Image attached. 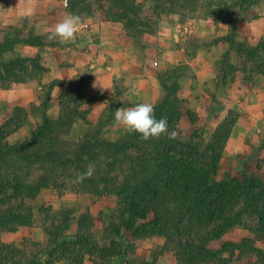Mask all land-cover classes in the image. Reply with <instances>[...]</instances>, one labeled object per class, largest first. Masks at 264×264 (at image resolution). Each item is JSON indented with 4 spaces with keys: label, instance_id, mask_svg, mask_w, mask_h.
<instances>
[{
    "label": "trees",
    "instance_id": "16d2710c",
    "mask_svg": "<svg viewBox=\"0 0 264 264\" xmlns=\"http://www.w3.org/2000/svg\"><path fill=\"white\" fill-rule=\"evenodd\" d=\"M87 1H70V13L95 15L104 11L113 21H126L128 24L124 27L128 32H133L138 25L150 23L138 18L142 4L137 0H109V5H106L108 0H100L99 7ZM176 1L180 0H172V3ZM184 1L195 5L202 0ZM252 1L206 0L208 13L204 16L218 21L219 15L214 11L222 6L220 11L234 29L233 11ZM84 4L86 8L82 7ZM139 31L145 33L151 29ZM220 40L228 41L230 48H242L252 64L263 60L264 46L236 43L229 35L216 42ZM20 43L42 46L45 42L42 36L32 32L24 35L15 28L7 32L0 40L3 87L26 82L35 74L47 71L41 54L35 57L6 56ZM228 54L226 52L225 59ZM173 69L172 82L163 83L164 95L154 105L155 117L167 118L169 132H177L176 122L184 115V110L188 115L191 113L185 105L186 100L179 95L182 75ZM256 69L264 74V60ZM161 78L162 75V85ZM89 79L85 72L75 81L62 84V109L57 117L50 116L47 111L51 105V90L59 82L46 86L41 104L31 107L32 111L40 112L42 123L26 139L16 143H9L7 139L11 132L24 125L25 118L22 113L18 116V111L25 112V109L17 108L16 114L0 129V230L30 225L34 212L26 201L35 199L42 191L71 188L98 196L116 195L121 205L116 234L126 229L133 230L137 237L161 236L165 246L174 252L177 264H206L211 260L214 264H229L235 256L247 251H253L257 258L251 264H264V250L256 245L257 240H264V177L249 172L242 177L230 174L219 177L225 142L232 129L228 124L229 115L208 140H185L178 132L176 139L163 134L159 138L143 140L139 133L126 131L111 140L102 133L112 120L111 105L96 124L87 122L83 135L71 140L68 135L75 122L78 119L87 121L94 101V98H86L84 93ZM90 164L94 167L92 177L82 183L74 182L76 174L84 172ZM88 215H82L77 221L72 241L79 246H74L77 249L89 241L86 231L90 230L91 222ZM71 226L72 220L67 216L59 222L53 220L45 227L47 244L43 255L46 264H55L56 258L64 257L62 246L69 243L62 241L63 234ZM237 227L248 229L254 238L226 242L219 249L214 247L215 242ZM21 253L20 247L0 242V264H42L40 254L24 261L16 257Z\"/></svg>",
    "mask_w": 264,
    "mask_h": 264
},
{
    "label": "crops",
    "instance_id": "0c3cea01",
    "mask_svg": "<svg viewBox=\"0 0 264 264\" xmlns=\"http://www.w3.org/2000/svg\"><path fill=\"white\" fill-rule=\"evenodd\" d=\"M69 12V9L63 6L62 0H0V40L11 28H15L24 35L29 32L40 35L45 42L42 46L20 43L6 56L35 57L41 54L42 64L47 68L46 72L35 74L26 82L12 83L9 87H3L0 81V129L16 114L17 108L25 109V112H22L25 123L8 135L9 143L26 139L32 130L42 123L40 112L32 111L31 107L41 104L46 86L59 82L51 90V105L47 111L50 116L57 117L62 109V84L75 81L85 72L89 74L90 79L84 93L86 98H94V101L90 105L87 121L78 119L68 138H80L88 127L87 122L96 124L114 102L119 104L121 101H128L124 107H131L140 102H151L155 105L160 98V76H155L149 71L140 74V57L146 58L145 50L136 49L127 41L128 30L121 22L109 19L104 11L95 15L75 14L81 18V25L71 42L61 43L59 39L50 41L41 34L44 29L53 26ZM179 17L177 13H172L164 21L161 20L158 35L155 37L162 45L182 40L183 34L189 30L184 28ZM194 19L196 26L192 32L198 37L208 39L214 34L223 37L228 32H219L211 19ZM237 22L238 40L264 36V12L251 20L238 18ZM226 27L229 26L226 24ZM181 50L183 52L169 54L164 59L167 65L186 63L191 67L192 72L180 79V95L189 101L190 110L199 117L208 113L207 108L211 100L207 102L208 94L203 86H210L213 93L208 92L209 96L215 102L223 103L224 116L231 109L226 106L227 102L237 111L238 118L226 149L242 151L248 136H252L254 141H264V74L254 73L250 83H247L243 73L238 71L230 86L223 85L217 89L216 63L230 50V44L220 40L210 49H199L192 58L187 56L185 47ZM111 127L114 136L125 131L122 126L116 125L114 120L108 129Z\"/></svg>",
    "mask_w": 264,
    "mask_h": 264
},
{
    "label": "rangeland",
    "instance_id": "374dc122",
    "mask_svg": "<svg viewBox=\"0 0 264 264\" xmlns=\"http://www.w3.org/2000/svg\"><path fill=\"white\" fill-rule=\"evenodd\" d=\"M88 1L96 4L93 5L94 7L101 3L100 0ZM137 1L142 4V11H139L138 18L145 21L149 20L150 23L147 25L142 24L143 26L138 25L133 32H128L129 38H127V41L131 42L136 49H143L146 52V58H143L140 53L142 56L140 57L142 60V72L140 74L143 75L149 71L155 76L162 75V93L159 98L160 100L164 95L163 83H171L173 80V68H176L177 74L182 75L181 78L192 72L188 64L167 65L164 58L169 54L175 55L183 52L181 50L182 47L186 48L187 56L192 58L199 49H210L212 45L219 42L216 41L222 36L214 34L212 37L204 39L196 36L192 32L196 26L195 17L213 20L211 17L204 16L208 13L205 7L206 0H202L201 3L195 5H188L184 0L176 1L175 4L174 2L172 3V0ZM108 2L109 0L106 2V5H109ZM82 7L86 8V5L84 4ZM221 8L222 6H218L216 11H214V14L219 15V20H213L219 32L228 30L226 35L233 36L236 43H244L248 46H257L259 48L260 46H264V36L258 39L238 40L237 24V19L241 17L248 20H251L253 17H259L264 12V0H253L250 3H245L241 7L236 8L233 11V17L236 22L234 29H232V25L227 21V18H224L225 15L220 11ZM172 13H177L180 16L179 19L183 22L184 28H188L189 30L183 34L182 40L162 45L155 36L158 35L161 20L164 21ZM119 22L124 26L128 24L124 20ZM226 24L229 26L228 28ZM138 28H140L139 30L150 28L151 31L142 33L137 30ZM226 52L229 54L225 59ZM226 52L216 63L215 70L218 71V75L215 78L216 88L218 89L223 85L230 86L238 71H241L244 80L250 83L252 80L251 76L254 73H258L256 66L263 62L264 54H261L263 60L258 58L259 60H256L252 64L248 61L247 53L238 46H233V48H230ZM137 74L139 73L137 72ZM138 77L139 75L136 76V78ZM203 88L207 91L206 94H208L207 102L211 100V104L207 108L208 113L202 117L197 116L190 110L189 101L185 99V105L191 113L188 115L185 113L186 110H184L185 114L176 122L178 134L185 140H200V138L208 140L216 128L229 115L228 124L232 128L231 136L238 118L237 111L232 109L230 103L227 102L226 106H229L231 109L224 116L223 111L225 106L223 103L215 102L209 96L208 92L212 94L213 89L210 86H203ZM127 104L128 101H121L119 104L114 102L112 104V120H110L108 126L102 132L105 138L115 140L120 134L125 132L114 136L111 132L113 130L112 127L110 129L108 127L114 120L115 111L117 108H120L118 106L123 105L122 107H124ZM21 113V111H18V116H21ZM234 120L235 123H233ZM230 136L225 142V149L219 168V177H222L224 174L242 177L245 172L264 177V141H254L252 136H248L245 139L244 147L241 149L242 151H228L226 146ZM70 138L71 140H76L72 136ZM26 202L27 205L33 208L34 212L31 224L18 227L16 230H0V242L10 243L20 247L22 253L16 257L22 258L24 261L33 259L36 254H40L38 257L43 260L42 264H46V257L43 255L47 244L45 227L50 226L53 220L59 222L69 216L72 220V226L65 231L62 239V241L68 240L69 244L62 246V248H65L62 249L65 255L64 257H60V259L56 258L55 264H177L174 252L165 246V239L161 236L149 235L137 237L133 230L126 229H121L120 234H116L121 205L118 197L114 194L98 196L87 192L73 191L71 188L62 191L50 188L42 191L35 199L27 200ZM84 214H89L88 216L91 222L90 230L86 231L89 241L87 245L77 249L74 246L78 245H75L72 241L74 240L77 221ZM248 238H254V234L248 229L237 227L225 234L219 241L215 242L214 247L219 249L226 242L240 241ZM256 245L261 250H264V240H257ZM68 248L71 249L68 251ZM256 259L253 251H247L241 253L239 256H235L229 264H251ZM214 263L211 260L206 264Z\"/></svg>",
    "mask_w": 264,
    "mask_h": 264
},
{
    "label": "clouds",
    "instance_id": "9594fccd",
    "mask_svg": "<svg viewBox=\"0 0 264 264\" xmlns=\"http://www.w3.org/2000/svg\"><path fill=\"white\" fill-rule=\"evenodd\" d=\"M81 18L73 13H67L61 20L41 33L50 41L59 39L61 43H68L75 39L80 30ZM155 106L151 102H140L131 107L117 108L114 114V122L122 126L127 133H139L143 140L159 138L167 134L169 139H176L177 132L168 130L166 117L157 119L154 115ZM94 167L90 164L84 172L76 174V183H82L91 178Z\"/></svg>",
    "mask_w": 264,
    "mask_h": 264
},
{
    "label": "built area",
    "instance_id": "2783aa9c",
    "mask_svg": "<svg viewBox=\"0 0 264 264\" xmlns=\"http://www.w3.org/2000/svg\"><path fill=\"white\" fill-rule=\"evenodd\" d=\"M62 3L64 7H69V0H62Z\"/></svg>",
    "mask_w": 264,
    "mask_h": 264
}]
</instances>
